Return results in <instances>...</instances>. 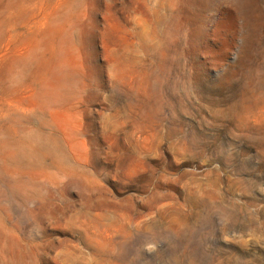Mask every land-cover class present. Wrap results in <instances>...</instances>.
<instances>
[{
  "label": "rangeland",
  "instance_id": "rangeland-1",
  "mask_svg": "<svg viewBox=\"0 0 264 264\" xmlns=\"http://www.w3.org/2000/svg\"><path fill=\"white\" fill-rule=\"evenodd\" d=\"M0 264H264V0H0Z\"/></svg>",
  "mask_w": 264,
  "mask_h": 264
}]
</instances>
